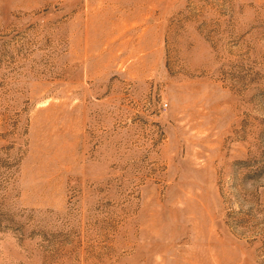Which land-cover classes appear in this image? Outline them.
<instances>
[{
    "label": "rangeland",
    "instance_id": "374dc122",
    "mask_svg": "<svg viewBox=\"0 0 264 264\" xmlns=\"http://www.w3.org/2000/svg\"><path fill=\"white\" fill-rule=\"evenodd\" d=\"M0 264H264V0H0Z\"/></svg>",
    "mask_w": 264,
    "mask_h": 264
}]
</instances>
